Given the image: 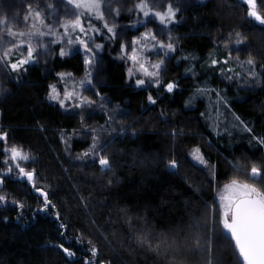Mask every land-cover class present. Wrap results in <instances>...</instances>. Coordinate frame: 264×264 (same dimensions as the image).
<instances>
[{"label": "trees", "instance_id": "trees-1", "mask_svg": "<svg viewBox=\"0 0 264 264\" xmlns=\"http://www.w3.org/2000/svg\"><path fill=\"white\" fill-rule=\"evenodd\" d=\"M48 1L74 9L66 0ZM162 2L176 13L169 24L176 41L151 106L145 92L127 82L114 59L119 42L99 22L93 28L100 32L94 42L101 46L103 81L89 95L91 104L61 108L48 99L59 74L80 76L85 68L79 51L61 56L58 44L47 61L0 80V133L30 155L20 163L34 172L35 184L25 191L24 179L0 175L6 197L0 203V264H243L224 232L212 184L189 162L188 151L200 150L216 181L264 188V177L249 176L253 165L264 171V27L245 18L244 6L233 0ZM257 2L264 14V0ZM85 21L86 27L93 23ZM238 33L244 44L232 54L253 60L248 86L210 66L212 57L225 58ZM168 83L175 84L169 93ZM93 135L105 146L100 154L107 168L91 153ZM2 145L0 171L10 159ZM36 188L50 201L45 211H39L44 197ZM142 234L152 249L138 242ZM61 243L75 255L53 247Z\"/></svg>", "mask_w": 264, "mask_h": 264}, {"label": "rangeland", "instance_id": "rangeland-1", "mask_svg": "<svg viewBox=\"0 0 264 264\" xmlns=\"http://www.w3.org/2000/svg\"><path fill=\"white\" fill-rule=\"evenodd\" d=\"M162 1L163 0H145L149 8L153 11L166 12L168 6ZM233 1L244 6L246 12L245 18L251 20L252 22H256L254 19L247 16V5L243 3V0ZM138 3H140V0H101L100 12L103 14L104 19H98L94 12L81 15L82 25L84 24L83 22H86L85 17L91 18L93 22L88 23L90 27L83 25L84 32H81L78 28L73 30L70 26V22L75 19L76 14L82 13L83 10L81 9L69 8L66 4L64 5V3L63 6L61 4L53 5V3L49 2L48 0H30V2H26L24 4L23 1L15 3L14 1L12 2V0H0V20H4L7 25H0V56H2L5 49H12L9 54V59L7 61H0V80H5L6 72L13 71L10 67H8L9 63H15L17 60L25 59L27 57V48L29 44H31L34 51L33 59L28 64L37 61H47L51 55L52 47L55 44H58L60 47V53L61 50H64L66 55H69L72 52L79 51L82 54L84 61L86 58L90 61V64L85 65L84 73L80 76H73L66 73H63L65 74L63 79H61L60 75L58 76V81L55 85L58 91L61 92V98H63V90L65 87L71 91L74 85H79L80 81H85L83 87H76L75 90L79 93L81 98H87L88 101H91L89 95L96 94V92H98V86L101 85L103 81L100 73L101 63L98 58L99 48L96 47L98 44L94 42L95 35H100V32L93 28V26H95L96 22H99L104 27L105 22H107L108 26L113 28V32L109 33L111 38L113 37L115 40H117L120 46L119 52L116 54L114 59L117 62L122 63L124 66V73L127 82L131 84L134 89L145 92V104L147 106H151L152 103L148 101V96L151 95L155 100L156 94L154 93L157 92L159 85L156 84V80L154 78L150 79L149 77L144 76L142 72L138 71L137 69L139 66L134 65L133 61L130 60L129 57L132 55L133 48H135L136 54L143 58V62H145L146 66L149 67L150 71H156L155 69L151 68L152 64H157L163 61L159 73L160 76L165 65V60L173 53V51L167 52L166 48L161 49L159 47V43H172L175 49L176 38L174 29L169 27V24L172 21H175V19L173 18L167 21L166 24H161L154 15L145 17L143 12L136 8ZM49 5L52 7H49ZM29 7H31V13L29 12ZM184 7L185 2L182 3V8L180 7L181 13ZM257 7L259 8L258 2ZM37 11L40 13L39 19L35 17V12ZM11 16L16 18V21L10 18ZM25 16H28L27 20H25ZM181 18L183 20L184 15ZM40 20L43 21V24L40 23ZM8 26H10L14 32H23L26 35H17L15 37L8 36ZM48 26L52 28L54 34H49ZM65 26H67V34H65ZM149 31L155 34V40H145L143 38V34ZM41 32H43L44 35H40L39 33ZM28 34H32L31 37H29ZM237 38L238 37L236 35L232 42L229 43L231 45H227V48H225V58L213 64V60L216 61V58L212 57L210 60V66L217 67L218 74L221 77H225L227 80H235L248 86V84L254 80L253 63L250 65L247 63L249 60L248 58L242 60L232 54L244 44L242 42L241 44L237 45ZM134 39L138 41V43L135 45L133 44ZM70 40L72 43H69ZM79 40H85L87 42V51L79 43ZM21 41H23V44H21ZM13 45H16V47H13ZM121 45L125 46L124 51L121 50ZM166 52L167 55H165ZM12 55L15 60L13 62H9ZM129 69H132L131 75H129ZM89 79L92 81L91 84L87 83V80ZM137 79H142L145 81V83L141 86H137ZM164 91L169 93L166 88ZM55 103L60 106L57 102ZM78 103H81V99L73 97L72 99L65 101V107H72ZM84 105L88 104H82V106ZM0 143L3 144L2 146L4 150L5 142L0 141ZM7 144L9 145L8 142ZM193 149L196 148H191L188 151L189 162L196 166L199 171L205 174L206 179L211 182L214 199L221 217L222 202L220 200V196L225 194L224 186L226 184H230L233 179L226 181H216L213 166L209 165L208 163L201 164L197 160H194L191 155ZM9 156L10 154L7 155V157ZM9 167L13 169L11 172L8 171ZM171 169L173 168L171 167ZM0 175L24 179L23 184H25V191H27V188L32 186V184L28 183L26 177L20 176L18 169H16L11 163L4 164V168L0 171ZM249 176L251 179L257 178L251 177L250 173Z\"/></svg>", "mask_w": 264, "mask_h": 264}, {"label": "snow or ice", "instance_id": "snow-or-ice-1", "mask_svg": "<svg viewBox=\"0 0 264 264\" xmlns=\"http://www.w3.org/2000/svg\"><path fill=\"white\" fill-rule=\"evenodd\" d=\"M243 3L247 5V16L249 18L254 19L260 25H264V14H261L258 11L257 7V0H243ZM67 4L72 5L76 9L83 10L82 13L76 14V17L73 21L70 22V26L73 30L79 29L81 32H84V27L81 23V15H86L88 13H95L98 19L103 20L104 16L100 12L101 7V0H67ZM49 7H52L49 5ZM136 8L143 12L145 17L149 15H154L161 24H166L167 21L173 19L175 17V11L173 10L172 5L170 4L167 8L166 12L162 11H153L149 8L148 4L145 0H140V3L136 5ZM31 7H29V12L31 13ZM35 17L37 19L40 18V13L37 11L35 12ZM28 19V16H25V20ZM40 23L43 24V21L40 20ZM0 25H6L4 20H0ZM49 27V34H54L52 28ZM104 27L107 28L109 33L113 32V28L109 27L107 22H105ZM95 30V29H93ZM7 34L8 36L15 37L25 36L26 34L16 33L12 30L10 26L7 27ZM40 35H44L43 32L39 33ZM65 34H67V26H65ZM31 37L32 34H28ZM236 44L239 45L242 43V39L240 38V34H237ZM143 38L145 40L151 39L155 40L156 36L151 31L146 32L143 34ZM171 39V37H170ZM69 43H72L70 40ZM79 43L88 50V45L85 40H79ZM137 40H133V44H137ZM23 44V41H21ZM16 47V45H13ZM97 48L101 47L100 45L96 46ZM159 47L161 49H167V52L174 51V46L172 43H159ZM125 46L121 45V50L124 51ZM12 51L11 48H7L4 50L2 56H0V61H7L9 59V54ZM33 51L31 44L28 45L27 48V57L25 59L17 60L15 63H9L8 67H10L13 71L19 70L22 66L28 64L33 59ZM167 52L165 55H167ZM61 56L66 55L64 50H61ZM130 60L133 61L134 65H138V71L142 72V74L150 79H155L156 84L159 85V73L161 69V65L163 61L157 64H152L151 68L155 69L156 71H150L149 67L146 66L145 62H143V58L139 57L136 54V49L133 48L132 55L129 57ZM85 65L90 64V61L86 58ZM217 61L213 60V64ZM248 64H252L253 60L249 58L247 61ZM132 74V69H129V75ZM61 79L64 78L63 73L59 74ZM70 75V74H69ZM88 84H91V79L87 80ZM137 86H141L145 83L142 79H137L136 81ZM85 81H80L79 85H74L73 89L70 91L67 87L63 90V98H61V92L58 91L56 85H49V93L48 99L51 101L57 102L61 108L65 107V101L72 99L73 97L77 99H81V103L75 105L76 108L82 106V104H91V101H88L87 98H81L79 93L75 90L76 87H83ZM175 87L174 83H168L166 85V89L168 92H172ZM202 91V90H199ZM148 101L152 104H155L156 101L153 99L151 95L148 96ZM83 119V118H82ZM239 119V117H237ZM95 131V130H93ZM93 144L91 145V153H95L99 155V165L100 167L107 168L109 165L108 159L101 155L100 153L103 151L104 145H101L99 142V138L96 135H93ZM0 141L5 142L4 146V153L7 155L10 154V160L5 159L4 164L11 163L18 169L19 174L21 177H26L28 182L35 187L34 184V172L27 171L25 167L21 165L20 162H26L30 159V155L25 152L22 146H18L16 144L8 145L7 144V134H0ZM260 143H264V140H261ZM99 149V152L97 151ZM90 152L83 153V156H88L91 154ZM194 160H197L201 164H206L207 161L201 155L200 150L198 148L193 149L191 153ZM78 159L80 157H77ZM169 166L172 168L177 167V163L175 160L170 161ZM13 169L9 167L8 171L11 172ZM251 177H264V171L260 168H257L255 165L251 167L250 172ZM2 183V181H0ZM36 191L44 197V207L39 209V211H45L50 201L48 200L47 194L44 193L41 189L36 188ZM225 194L220 196L221 204V223L223 228L230 233L232 240L235 242V247L239 253V256L242 258L243 264H264V188L258 187L256 183H247L241 182L236 179H233L230 184H226L224 186ZM6 202V197L4 195H0V203ZM15 203V202H14ZM22 207V205H18ZM59 216L57 215V219ZM61 228H64L65 225L61 224ZM63 235V233H61ZM138 242L143 244H148L150 249L153 246L148 243L146 234H142L137 236ZM161 243L166 245L167 247H171L168 244L167 240L161 241ZM53 247H58L67 257H73L75 253L70 250L68 247H65L63 243L59 245H53ZM160 245L157 244L155 246L156 250H159ZM92 256L95 257L97 255L98 249L93 246L91 249ZM85 264H91L90 261H85ZM211 264V261H209Z\"/></svg>", "mask_w": 264, "mask_h": 264}, {"label": "water", "instance_id": "water-1", "mask_svg": "<svg viewBox=\"0 0 264 264\" xmlns=\"http://www.w3.org/2000/svg\"><path fill=\"white\" fill-rule=\"evenodd\" d=\"M257 24H259L258 22H257ZM260 25V24H259ZM261 26H263L264 27V25H261ZM19 181H22V179H19ZM29 183V182H28ZM29 185V184H28ZM224 229V228H223ZM224 232L231 238V235H230V233H228L225 229H224ZM232 239V238H231ZM233 241V240H232ZM233 243H234V246H235V242L233 241ZM236 248V247H235ZM236 251H237V249H236ZM237 253H238V251H237ZM238 255H239V253H238ZM240 257V256H239ZM240 259H241V261H242V258L240 257ZM243 262V261H242Z\"/></svg>", "mask_w": 264, "mask_h": 264}]
</instances>
